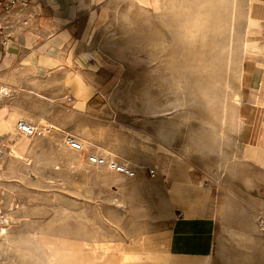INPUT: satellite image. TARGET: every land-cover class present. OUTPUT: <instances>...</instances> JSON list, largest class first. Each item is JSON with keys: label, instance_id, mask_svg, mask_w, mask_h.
Instances as JSON below:
<instances>
[{"label": "rangeland", "instance_id": "obj_1", "mask_svg": "<svg viewBox=\"0 0 264 264\" xmlns=\"http://www.w3.org/2000/svg\"><path fill=\"white\" fill-rule=\"evenodd\" d=\"M245 17L246 0H118L86 45L105 75L88 104L0 84V264H168L167 170L185 165L214 191L249 173L236 116ZM19 119L50 130L26 136ZM259 198L222 203L212 264H264Z\"/></svg>", "mask_w": 264, "mask_h": 264}, {"label": "crops", "instance_id": "obj_2", "mask_svg": "<svg viewBox=\"0 0 264 264\" xmlns=\"http://www.w3.org/2000/svg\"><path fill=\"white\" fill-rule=\"evenodd\" d=\"M10 1V0H1ZM2 12L7 46H0V84L28 81L59 97L73 94L81 104L98 94L105 75L86 47L103 13L118 0H28ZM247 50L242 57L236 116L242 165L249 173L202 187L189 167L167 171L175 218L165 233L168 264H212L217 218L230 197H261L264 191V0H246ZM83 100V102H82ZM180 170V171H179ZM238 181L243 183L240 185ZM248 197V198H247Z\"/></svg>", "mask_w": 264, "mask_h": 264}, {"label": "built area", "instance_id": "obj_3", "mask_svg": "<svg viewBox=\"0 0 264 264\" xmlns=\"http://www.w3.org/2000/svg\"><path fill=\"white\" fill-rule=\"evenodd\" d=\"M15 4H20L24 7L28 6V0H10V1H1L0 0V46H7L9 43L10 36L5 35V26L1 21L2 12L10 11ZM66 101L70 102L73 100L71 95L65 97ZM17 130L26 135L33 136L37 134H42L46 130H50V126H46L44 128L34 125L25 119H19L16 123ZM66 143L73 150L83 151L87 150L82 141H80L75 135L67 133L65 135ZM88 160L92 164L96 165H106L109 169L116 171L118 173L124 174L129 178L135 177L137 175L136 168L120 161L116 158H109L107 155H104L99 152H91L88 154ZM149 172L152 176L156 175L155 169H150ZM2 218V216H0Z\"/></svg>", "mask_w": 264, "mask_h": 264}, {"label": "bare ground", "instance_id": "obj_4", "mask_svg": "<svg viewBox=\"0 0 264 264\" xmlns=\"http://www.w3.org/2000/svg\"><path fill=\"white\" fill-rule=\"evenodd\" d=\"M234 6H235V4H234ZM234 13V12H233ZM234 15V14H233ZM17 153V152H16ZM14 155H16V154H14ZM17 157H19V156H17ZM2 233H6L7 232V230L5 229V228H2Z\"/></svg>", "mask_w": 264, "mask_h": 264}]
</instances>
